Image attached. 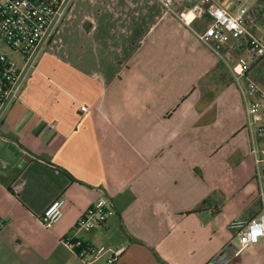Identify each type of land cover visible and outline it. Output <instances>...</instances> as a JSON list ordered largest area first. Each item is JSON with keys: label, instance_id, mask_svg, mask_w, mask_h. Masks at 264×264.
<instances>
[{"label": "crops", "instance_id": "crops-1", "mask_svg": "<svg viewBox=\"0 0 264 264\" xmlns=\"http://www.w3.org/2000/svg\"><path fill=\"white\" fill-rule=\"evenodd\" d=\"M188 8L178 0L179 14ZM208 25H185L156 0H74L0 124V264H210L222 253L225 264L264 262V240L233 257L234 219L222 226L219 205L208 206L238 190L232 161L244 162L248 218L261 212L244 98L196 35ZM101 196L114 216L78 228ZM60 197L64 216L47 229L41 216ZM68 237L101 257L85 262Z\"/></svg>", "mask_w": 264, "mask_h": 264}, {"label": "built area", "instance_id": "built-area-1", "mask_svg": "<svg viewBox=\"0 0 264 264\" xmlns=\"http://www.w3.org/2000/svg\"><path fill=\"white\" fill-rule=\"evenodd\" d=\"M156 1L166 13L176 15L185 25H190V20L208 21L209 25L201 32H196V35L220 58L224 57V49L233 44L236 50L248 53L247 56L239 55L238 68L230 67V70L234 83L242 92L247 115L246 126L254 138L252 154L256 164L255 179L259 185L261 212L252 218L230 222L229 228L238 238L239 246L230 244L228 249L232 250L233 257H238L250 246L264 240V235L258 236L255 243L250 239L254 229L264 232V147L258 148L256 141V136L264 133V89L249 77L252 66L264 57V30L260 34L253 32L260 15L264 21V10L259 6L263 0H237L235 11L225 9L211 0H187L189 8L183 14L177 12L178 0ZM73 2L0 0V43L19 56V60H14L0 47V124L11 104L21 100L28 72L36 68L39 57L70 12ZM89 109L87 105L80 107L84 114ZM64 204L65 199L60 197L47 206L41 216L45 228L51 229L63 218ZM114 214L112 202L101 196L80 218L78 228L87 231L98 229ZM63 242L88 263L92 259L97 260L103 253L71 237L65 238ZM126 250V247L111 250L109 263L117 262Z\"/></svg>", "mask_w": 264, "mask_h": 264}, {"label": "rangeland", "instance_id": "rangeland-1", "mask_svg": "<svg viewBox=\"0 0 264 264\" xmlns=\"http://www.w3.org/2000/svg\"><path fill=\"white\" fill-rule=\"evenodd\" d=\"M264 24V22H263ZM0 47L2 48V50H4L5 52H7L10 56V58L14 59V60H19V56L17 54H13L10 52V50L6 47V45H4L3 43H0ZM223 58H220L222 60V63L226 66V68H230L232 67V69H237L238 68V56L239 55H244L247 56L248 53L247 52H241L240 54H238L237 51H235L232 48H229L228 46L224 49L223 51ZM231 55H230V54ZM263 64L264 61H258L256 64H254L252 66V68H255L253 71H251V73L249 72V77L253 80V82H255L256 84H258L262 89H264V80L263 77H261L260 75L255 77L253 75V73L255 71H259V72H263ZM251 68V70H252ZM230 70V69H229ZM253 72V73H252ZM232 75V74H231ZM225 80L222 79V83ZM221 83V84H222ZM228 83V82H227ZM231 84H232V79H231ZM223 88V87H222ZM244 105H245V101H244ZM256 141L258 142V148H263L264 147V133L262 134H258L256 136ZM241 152L242 155H244L245 153L242 150H239ZM253 154L251 153V156ZM231 170L236 171L237 173V178L235 176L234 180L232 177L234 176L233 174H231V181L234 182L236 184L235 188H237L238 190L235 193V195L232 194H223L224 192L222 191V193L220 194V196L218 197V195H215V201H213V199H211L209 201L208 206H212V205H216L218 204L220 209H221V217H220V223L222 226H224L226 221H229L231 219H242V218H248L251 213H253L252 211H254L253 207H248L246 204L248 203V195H247V189L249 188V190L251 191H255V187H254V183H251L249 180H247V173L248 171V163L244 164V162L240 164L233 162L232 161V168ZM228 178V179H229ZM226 184L228 185V180ZM253 181V180H252ZM252 184V185H249ZM247 202V203H246ZM231 222V221H230ZM229 234H230V244H233L234 246L238 247L239 246V241L238 238H236L234 236V232L228 228ZM229 244V245H230Z\"/></svg>", "mask_w": 264, "mask_h": 264}, {"label": "clouds", "instance_id": "clouds-1", "mask_svg": "<svg viewBox=\"0 0 264 264\" xmlns=\"http://www.w3.org/2000/svg\"><path fill=\"white\" fill-rule=\"evenodd\" d=\"M264 235V232H261L259 229H254L250 234V239L253 243L256 242L258 236ZM245 245L247 244V240L244 241ZM243 251V249H241Z\"/></svg>", "mask_w": 264, "mask_h": 264}, {"label": "trees", "instance_id": "trees-1", "mask_svg": "<svg viewBox=\"0 0 264 264\" xmlns=\"http://www.w3.org/2000/svg\"><path fill=\"white\" fill-rule=\"evenodd\" d=\"M229 47V46H228ZM229 48H232V49H234L235 51H237L238 52V54H240L241 52L240 51H238V50H236V48H235V46H234V44L233 45H231ZM230 54V53H229ZM231 55V54H230ZM261 61H264V57H262L261 59H260ZM259 60V61H260ZM255 68H252V70H250V73H251V71H253ZM263 72H259L258 70L257 71H255L254 73H253V75L255 76V77H257V76H261V77H263V80H264V64H263V70H262Z\"/></svg>", "mask_w": 264, "mask_h": 264}, {"label": "water", "instance_id": "water-1", "mask_svg": "<svg viewBox=\"0 0 264 264\" xmlns=\"http://www.w3.org/2000/svg\"><path fill=\"white\" fill-rule=\"evenodd\" d=\"M224 253L220 255V257L216 258L212 263L210 264H225L228 261V258L223 257ZM223 257V258H221Z\"/></svg>", "mask_w": 264, "mask_h": 264}, {"label": "snow or ice", "instance_id": "snow-or-ice-1", "mask_svg": "<svg viewBox=\"0 0 264 264\" xmlns=\"http://www.w3.org/2000/svg\"><path fill=\"white\" fill-rule=\"evenodd\" d=\"M239 70V69H238Z\"/></svg>", "mask_w": 264, "mask_h": 264}]
</instances>
